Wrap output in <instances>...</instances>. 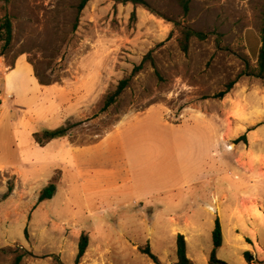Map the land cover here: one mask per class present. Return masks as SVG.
I'll return each instance as SVG.
<instances>
[{"label":"rangeland","instance_id":"374dc122","mask_svg":"<svg viewBox=\"0 0 264 264\" xmlns=\"http://www.w3.org/2000/svg\"><path fill=\"white\" fill-rule=\"evenodd\" d=\"M146 3L148 7L132 0H90L79 12L80 0H0V21L7 15L13 22V42L4 54L0 42V95L6 74L20 59L33 67L39 82L67 95L60 98L66 105L63 112L56 111L54 95L47 92L40 103L22 111L19 139L26 130L70 127L66 137L46 150L75 166L83 178L106 183L87 192L86 203H120L96 214L84 208L75 191L69 203L64 171H57L50 181H57L56 202L39 210V184L26 181L22 197L0 207V264H13L25 252L31 254L21 264H76L83 235L89 246L80 264H156L143 253L147 247L160 264H176L178 234L185 236L189 259L208 264L217 216L224 238L219 260L247 264L244 253L250 251L256 261H264V82L243 77L223 100L213 98L247 65L258 67L264 0H193L186 16L175 0ZM182 28L206 33L208 39H193L185 54L179 44ZM150 52L154 65L148 60L103 112L106 97ZM2 102L0 98V115ZM119 126L129 128L126 137L136 132L135 143L145 157L141 164L154 168L153 178L167 183L164 199L177 205L169 209L172 215L155 216L135 207L138 191L130 183H115L121 179L119 158L108 165L105 176V150L99 149L91 162L90 156H82L85 164L73 160L68 144L94 145ZM212 129L220 131L214 147L208 141ZM214 170L222 214L196 207L198 200H210L201 179ZM137 175L138 187H159ZM186 178L196 182L192 189L183 190ZM9 186L17 187V178L1 174L0 193ZM157 201L162 200L155 197Z\"/></svg>","mask_w":264,"mask_h":264},{"label":"crops","instance_id":"0c3cea01","mask_svg":"<svg viewBox=\"0 0 264 264\" xmlns=\"http://www.w3.org/2000/svg\"><path fill=\"white\" fill-rule=\"evenodd\" d=\"M5 79L6 80L3 82L1 89L2 95H0V98L3 101L1 105L3 111L0 115V175L2 174L4 177L10 175L17 178L18 186L13 188V191L10 194H8V191L6 192L5 187L2 188L4 190L0 193V195L5 194V200L0 202V207L4 206L5 203L16 201V199L21 198V188L23 185H26V181L39 184L38 193L40 194V192L49 185L57 171H64V179L69 192L67 197L69 203L75 196V191L78 192L79 197L84 200V208H87L91 212L97 210L95 212L96 214H99L100 212L101 214H106L108 211L114 210L115 207L117 208V206H120V203L118 205L113 204V206H109L107 203H96V205L92 207L89 203H86V193H91L94 187L100 184V187H105L106 183H103L100 180L99 182L95 181L92 177L88 179L89 176L87 178H83L82 173L77 170L75 166L70 165V163H61L56 158L51 156L46 149L58 139L52 140L45 146H40L35 141L34 134L42 133L43 131L35 132V130L24 131L26 136H23L21 140L19 139L17 122L19 118L18 116L23 114L22 111H28L40 103L43 99H45L43 98L45 95L44 92H47L54 95L52 103L56 111L63 112L66 110V105L61 102L60 98L61 96H64V99L65 96H67L65 92L55 85H42L35 76L33 67L22 59H20L14 68L6 74ZM46 100L48 101L49 98H46ZM129 131V128L125 129L122 126H119L117 130L111 132L106 138L94 145L79 147L68 144V149L70 150L74 161L76 159L78 161L82 159L81 162L79 161L80 164H85L87 161V159L83 160L82 156H85V158L90 156L88 159L89 162H91V158L97 154L99 149L102 150L101 152L105 150L106 153L103 152V158L105 159L103 160L105 161V164L103 165V168L105 169L104 173H106L105 176L108 173L106 172L108 165H111L115 159L119 158V161L117 162L119 163L118 168L121 179H118L119 182L115 183L119 186L124 183H130L132 185V189H136L138 191L137 199L133 201L135 207L139 206L140 209L143 210L149 209L151 210L149 213L154 212L153 215L155 216L160 215L162 212H165L168 216H170L172 214L171 212H168L169 209L177 205H174L175 203H173L172 200L164 199V195H166L167 191H169L167 190V183L165 184L163 181L164 179L162 180L161 177L153 178V176L157 173L154 168L150 169L147 163L141 164V161L145 158L144 154H140V151H142L141 145L139 143H135L136 132L128 133L127 137L125 136V134ZM210 135V140H207L212 143V147H214L213 145H219V129H212ZM33 152H38V155L40 156L38 158L32 157ZM214 154L215 153H213V155ZM163 168L165 169V166ZM140 173L145 179L148 178V180H146L147 183H158L159 187H152L150 185L149 186L151 188H145L144 186L138 187L139 182L137 181L136 175H139ZM218 176V171L214 170L208 173V175H204L201 179L203 181L201 184L205 185V189H210V200L203 201L205 203L198 200L196 207H203L211 212L222 214L221 202L223 201V196H219L216 186L213 187L216 183L215 181L218 180ZM105 179L108 182L107 178ZM120 180L122 183H120ZM248 182L250 184L249 180ZM195 185V181L191 180V178H186L183 190L192 189ZM57 193L58 192H56L53 199L37 204V206H40L39 210L45 209V206L50 202H56ZM155 197L161 198V203H158V201L153 202ZM185 197V199H190L188 195H185ZM174 201L176 202V200ZM144 202H147V205H145ZM236 202L237 201L233 203L230 211L232 213L236 210ZM125 204L129 205L130 203Z\"/></svg>","mask_w":264,"mask_h":264},{"label":"trees","instance_id":"16d2710c","mask_svg":"<svg viewBox=\"0 0 264 264\" xmlns=\"http://www.w3.org/2000/svg\"><path fill=\"white\" fill-rule=\"evenodd\" d=\"M179 7L181 8L183 14L186 16L190 13L191 10V4L193 0H175ZM90 2V0H80V5L78 7L79 12H82L84 8L87 6V4ZM132 2L136 5H144L148 7L146 0H132ZM135 16V15H134ZM193 39H197L201 42H204L208 39V35L203 32H197L190 28H182L181 29V38L179 40L180 48L185 53L188 54L190 50L191 41ZM0 42L3 43L2 51L3 54L8 51L11 48L12 42H13V22L10 16H5L0 21ZM261 43L262 46L260 48L259 52V58H258V67L254 70H251L250 67H248L245 71H243L234 81L228 83L225 86V89L216 95H214V99L223 100L234 88V86L238 83V81L243 77H254L261 79L264 82V25L262 29V35H261ZM150 60L151 63L154 65V61L152 58V52H150L142 61V63L135 67L132 74L119 82L116 90L112 93H110L105 100V105L102 109L103 112H106L110 107H112L118 100V98L122 95V93L130 86L132 79L143 69L144 64ZM14 68V65L11 67V69ZM42 85H50L45 84L40 81ZM70 131V127H62L57 130H46L42 133H36L34 134L35 141L40 146H45L49 142L55 139L63 138L68 135ZM252 130H249V132ZM243 141L247 143L246 137H242ZM57 181L50 183L46 188H44L39 195L37 204H41L47 200H51L54 198L56 192H57ZM13 191V187L9 186L8 194H10ZM7 194V196H8ZM25 236L28 237V230L25 229ZM223 229L222 224L220 221V218L217 216L214 221V229L212 232V241H213V250L210 255L209 263L208 264H228L225 261L219 260L217 258V251L223 246ZM89 246V237L87 235H83L80 239L79 246H78V254L76 257V264H80L81 259L85 256L86 251ZM144 254L148 255L156 264H160L158 258L152 254V251L150 247H147L144 251ZM31 253H23L18 255L15 258V261L13 264H21L24 260V258L27 255H30ZM177 257L178 262L176 264H194L187 255V242L185 239V236L182 234H178L177 236ZM244 259L247 262V264H264L263 262L256 261L250 251H246L244 253Z\"/></svg>","mask_w":264,"mask_h":264}]
</instances>
